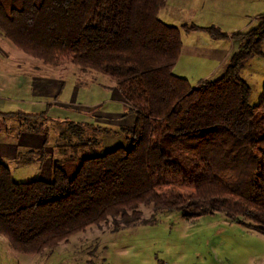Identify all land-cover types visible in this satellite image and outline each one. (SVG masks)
I'll use <instances>...</instances> for the list:
<instances>
[{
  "label": "trees",
  "instance_id": "trees-1",
  "mask_svg": "<svg viewBox=\"0 0 264 264\" xmlns=\"http://www.w3.org/2000/svg\"><path fill=\"white\" fill-rule=\"evenodd\" d=\"M166 3L0 0L5 38L47 64L110 76L135 114L128 143L103 152V138L85 135L102 125L66 121L56 157L39 125L46 112L0 110L24 115L27 130L46 136L42 147L20 151L21 161H44L53 148L49 179L17 180L0 159V233L16 251L43 253L93 224L118 230L154 222L159 210L189 219L223 211L264 233V84L252 103L242 74L251 57L264 55V14L232 34L240 45L221 74L192 84L174 70L183 41L181 28L160 16ZM198 29L229 36L216 25L185 24ZM145 205L155 211L148 218Z\"/></svg>",
  "mask_w": 264,
  "mask_h": 264
},
{
  "label": "rangeland",
  "instance_id": "rangeland-1",
  "mask_svg": "<svg viewBox=\"0 0 264 264\" xmlns=\"http://www.w3.org/2000/svg\"><path fill=\"white\" fill-rule=\"evenodd\" d=\"M166 5L165 18L181 28L183 41L175 70L192 84L208 75H218L220 71L215 70L221 62L216 57L220 52L217 47L230 42L227 37L215 38L203 29L186 31L185 24L216 25L233 34L248 23L255 24L258 16L264 14V0H169ZM1 36V111L46 112L48 118L39 119V125L43 130L48 129V143L56 148V157L60 154L56 147L58 129L65 120L102 125L99 130L103 131L96 133L88 127L85 134L103 138V144L97 147L99 152L128 143L135 114L127 105L110 99L112 93L121 96L113 78L94 70L82 72L73 65L47 64ZM258 57V64H247L242 71L252 89V103L259 101L264 81V55ZM33 84L39 90L36 95L32 94ZM57 86L61 87L60 92ZM74 99L76 104H70ZM47 100H52V104ZM17 118L20 125L13 117L0 115V142L11 140L19 126L25 128V116L20 114ZM28 154L38 157L37 153ZM9 166L17 180L39 177V163L18 160L9 161ZM180 189L189 190L187 186ZM142 209L146 218L155 212L151 205ZM155 217L154 222L118 230L113 229L111 222L93 224L61 241L54 249L35 254L16 251L0 233V264H264V233L231 221L223 211L189 219L178 211L159 210Z\"/></svg>",
  "mask_w": 264,
  "mask_h": 264
},
{
  "label": "crops",
  "instance_id": "crops-1",
  "mask_svg": "<svg viewBox=\"0 0 264 264\" xmlns=\"http://www.w3.org/2000/svg\"><path fill=\"white\" fill-rule=\"evenodd\" d=\"M168 1L169 0H167V3H168ZM166 10H168V9L166 7L165 8L163 7L161 9V11H160V16L164 20H166L167 22L175 24L174 21L170 20L169 18H165V15L167 14ZM249 26H251V25L248 23L247 26L244 29H246ZM236 32H238V31H233V33H236ZM0 35H2V34L0 33ZM1 37H3V35ZM226 40L228 42H230V45H227V44L223 45L222 44V45H219L217 47V49H218L217 51H220V52L217 53V55H219V56H216V57L221 62V66L220 67H222V69H223V70L220 69V67L216 68L215 72L220 71L218 73V75L221 74L224 71V69L226 67V64H227L228 60L230 59L232 53L235 50H237L239 45H240V41L238 39L232 37V34H229V36L227 37ZM217 51H215V52H217ZM261 57H263V56H261ZM259 60L260 59H259L258 56H253L246 62L245 66L247 64H250L251 66H253V64H258ZM244 67H243V69H244ZM243 69H242V71H243ZM174 70H175V68H174ZM175 72H177V71L175 70ZM208 76H206L205 78L215 77V76H211V77H208ZM201 79H204V78H201ZM57 83L60 84L61 81L58 80ZM195 84H197V83H195ZM263 84H264V81L262 82V88H263ZM102 85L106 86L105 84H102ZM32 89H33V91H32L33 95H36L35 93L39 92V90H36V87H35L34 84H33ZM57 91L60 92L61 91V87L57 86ZM57 91L54 89V93H57ZM54 93H52V94H54ZM52 94H50V95H52ZM117 95H120V94H117ZM110 97H111L110 98L111 100H118V101L122 102L123 105H125L124 102L121 100V96L120 97H115V96H113V93H112V95ZM56 100H58V99H56ZM39 102H43V101H39ZM46 102L48 104H52V100L51 101L47 100ZM62 104H63V102H62ZM70 104L75 105L76 104L75 99L73 101H71ZM91 106L92 105H90V107ZM0 115H2V116H4V115L11 116L14 119H16V121L20 125L21 121L18 120L19 119V118H17L18 115H16V114L8 115V114H2V113H0ZM65 121H67V120H65ZM76 121H80V120H76ZM129 124H130V122H129ZM45 141H46V136L44 135L43 132L29 131V130L23 128L22 126H19L18 128L14 129V135H13L11 140H7L5 142H0V159L5 161L7 164H9V161H18L19 160L20 162H25V161H21V158H19V156H18L19 152L20 151H27V150L29 151L31 149H38V148L43 146ZM48 145L50 147H52V145H50V143L47 142L46 146H48ZM51 149L53 150V148H51ZM51 149L47 152V154H46L47 156H46V159L44 161H41L40 159L38 160L36 158H35L36 160L33 159V160L29 161V162L36 163L37 165L39 163L38 174H39V177H41V178L49 179L52 176V170H51L52 150Z\"/></svg>",
  "mask_w": 264,
  "mask_h": 264
}]
</instances>
